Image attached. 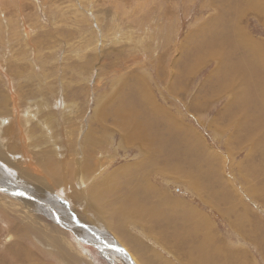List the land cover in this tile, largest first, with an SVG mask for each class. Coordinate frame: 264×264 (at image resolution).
<instances>
[{
	"label": "rangeland",
	"instance_id": "obj_1",
	"mask_svg": "<svg viewBox=\"0 0 264 264\" xmlns=\"http://www.w3.org/2000/svg\"><path fill=\"white\" fill-rule=\"evenodd\" d=\"M0 151V264H264V0H0Z\"/></svg>",
	"mask_w": 264,
	"mask_h": 264
},
{
	"label": "bare ground",
	"instance_id": "obj_2",
	"mask_svg": "<svg viewBox=\"0 0 264 264\" xmlns=\"http://www.w3.org/2000/svg\"><path fill=\"white\" fill-rule=\"evenodd\" d=\"M227 41V40H226ZM227 43H230L229 41H227ZM227 43H224V45L225 44H227ZM251 52L254 54V56H255V45H253L251 48ZM200 63V62H199ZM248 69H250V70H254V71H257V69L255 68V65L252 63V61L250 60V61H248ZM236 70L238 71V73H241V67L240 66H238L237 65V67H236ZM254 71H253V74H251V75H244L245 76V81L246 82H248L250 79H252V78H255V76H257V73H255L254 74ZM127 103H128V100H127ZM132 104H136L135 102H131ZM129 106V107H128ZM121 107H123V108H119L120 109V116L117 118V123L118 124H127V125H134V124H139V123H144V121L141 119V118H144V120H145V122H147V121H150V124H151V120L153 119H155L156 118V115H157V112H151V114L150 115H146V116H144V117H142V115H141V113H142V111L145 109V108H141V107H139V110H137L135 107H133V106H131V105H121ZM151 109L152 110H155V109H157V105L154 103V102H152V105H151ZM149 119V120H148ZM157 121V120H156ZM150 127V126H149ZM169 127V126H168ZM149 129H151V128H149ZM150 132H151V130H150ZM150 132H148V130H147V126H145L144 128H141V127H139V126H133V128L131 129V131H130V133L133 135V136H136V135H138V134H140V135H143V136H146V135H150L151 133ZM158 134V133H157ZM133 136H130V137H133ZM21 154V153H20ZM2 156V152L0 151V157ZM107 158V157H106ZM104 160V159H103ZM95 162H97L96 160H95ZM99 162H100V159H99ZM158 162V161H157ZM101 164H103V163H105V164H108L107 162H100ZM95 164H99V163H95ZM143 165H145V163L143 162V163H141V164H138L137 165V167H142ZM99 166L100 165H98V169H99ZM102 166V165H101ZM100 166V167H101ZM128 168H130V167H128ZM87 170H88V173L91 171L92 172V174L95 172V170H96V168H95V166H93V167H88L87 168ZM98 171V170H97ZM29 172V170L27 171V173ZM175 172H178V170L177 169H175ZM206 177V176H205ZM33 179L35 180V181H37L38 182V184L41 182V179L39 178V177H33ZM37 184V183H36ZM51 187V186H50ZM9 189H11V188H9ZM60 192V191H59ZM15 196H16V194H15ZM166 200L167 201H170V198H166ZM32 201H35V207L33 206V203H31V206L32 207H34L35 208V210H36V208L38 209V210H42L43 212L45 211V206H44V201L43 200H41V199H39V198H37L36 196L35 197H32ZM29 205L30 204H26V207H29ZM143 209V208H142ZM140 209L139 208H137V210L136 211H139ZM144 210V209H143ZM176 210L178 211V212H184V213H186V212H188L189 213V217H188V219H187V221H186V224H188V222H190V224H193V225H195L196 227H198V228H201L202 230H203V232L210 238V239H212V242L213 243H215L216 242V239H215V232H214V230L213 229H211V226H210V224L208 225L207 224V222H206V220L203 218V217H201L199 214H197V213H195V212H190L185 206H183V205H181V204H178L177 206H176ZM45 213V212H44ZM140 213V212H139ZM142 213V212H141ZM141 213H140V215H141ZM45 214H47V212L45 213ZM56 217H55V219H54V221H56V223L58 224V225H61V226H64L65 225V222L63 221V220H65V218L66 217H69V216H67V215H62V216H57V215H55ZM62 220V221H61ZM75 222H73V224H74ZM79 225V224H78ZM8 238V240H10V239H12V236L10 235V236H8L7 237ZM206 241V240H205Z\"/></svg>",
	"mask_w": 264,
	"mask_h": 264
}]
</instances>
